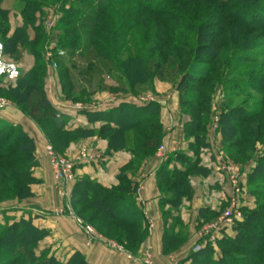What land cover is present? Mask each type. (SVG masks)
<instances>
[{"label": "trees", "instance_id": "trees-1", "mask_svg": "<svg viewBox=\"0 0 264 264\" xmlns=\"http://www.w3.org/2000/svg\"><path fill=\"white\" fill-rule=\"evenodd\" d=\"M80 1L77 0V3ZM84 1L83 3H87V13L77 9V5H72L71 0H22L20 15L23 25L13 31L8 24L9 12L0 7V43L3 45L4 56L17 64L18 48H22L35 58L32 69L25 73L20 72L13 84L3 86L0 81V95L12 101L26 117L36 123L48 144L60 157L66 156L72 143L91 136L93 131L81 128L66 130L68 117L56 110L46 98L44 85L47 67L43 58L50 43V37L45 30L48 16H57L55 46L52 51L70 50L67 61L70 62V68L76 67L73 58L84 57L91 50L100 54L95 64L88 63L85 71H79V77L83 80L85 78L88 83L100 75L117 81V86L108 87L99 78L100 83L96 90L92 91L90 86H79L76 90L70 68L55 55L64 99L88 104L92 102L95 92L136 97L143 91H154V82L161 81L166 75L162 69L167 54L164 51L167 41L164 36L160 37L161 44L147 51L148 61L158 56L152 70L149 63L142 62L141 55L120 60L116 53H108L102 48V42L108 41L106 35H100V31L107 27L103 25L105 12L120 3H135L146 9L159 10L165 6H178L186 0ZM214 1L216 6H207L212 9L208 21L203 20L195 25L193 22H197L196 16H191L193 22L178 16L173 21L176 27L188 26L196 29L193 49L176 47L180 75L175 82L181 111L189 116V122L184 126V134L187 138L194 139L189 144V149L195 159L192 160L185 154H177L176 161L182 165V169H168L170 159L166 158L158 170L166 192L171 190L175 193L176 204L182 197L189 198L192 195L188 184L189 176L209 173L207 169L199 167L198 155L201 149L209 146L207 134L212 125L210 113L214 92L219 84L224 83L225 69L228 68L231 74L235 73L239 63L258 64L259 70L252 68L249 78H241L242 85L258 94L264 92V51L261 60L252 61L248 57L250 52L264 48V0ZM1 2L2 0L0 4ZM182 6L185 10L189 7ZM189 15L190 11L183 12V16ZM165 24L171 25L172 21L167 19ZM29 28L34 32L33 39L28 36ZM214 28L217 31H212ZM177 34L181 36L178 29ZM253 36L256 37L250 39ZM227 48L233 54L231 61L224 66L220 62V53ZM233 82L232 85L237 88L239 83L234 80ZM82 112L89 123H104L97 135L107 140L109 151L124 148L127 131L133 132L134 154L138 156L152 155L161 143L160 105L155 102L141 106L121 102L108 109ZM216 133L220 135L217 148L224 161L235 165L242 174L245 167L252 164L244 180V187H252L247 193L245 191L244 198L246 199L247 194L254 198V202L253 205L247 203L242 208V220L236 224L232 235L222 237L215 247L206 245L198 253L191 252L184 262L264 264V95L257 110L222 105ZM37 167L32 139L20 127L0 123V202L6 197H13L18 201L30 197V186L35 182L32 172ZM121 183L120 188L108 190L87 179H80L71 190L70 205L76 217L92 225L106 239L120 244L127 253L136 255L146 236V230L141 226L142 215L134 204L135 186H131L125 179H121ZM226 205L225 202L220 210L208 211L198 229L216 218ZM125 209H129V214ZM47 235L46 230L33 224V217L11 222L0 233V264H88L79 253L73 254L66 263H62L47 250L39 252L38 245ZM175 242L178 244L181 239L166 232L163 236V252L168 253Z\"/></svg>", "mask_w": 264, "mask_h": 264}, {"label": "crops", "instance_id": "crops-1", "mask_svg": "<svg viewBox=\"0 0 264 264\" xmlns=\"http://www.w3.org/2000/svg\"><path fill=\"white\" fill-rule=\"evenodd\" d=\"M80 2L85 1L81 0ZM80 2L77 3V0H71L72 5H77V9L87 13V3L81 4ZM0 7L9 12L8 24L12 29L11 31L23 25L20 15L22 0H2ZM12 17L13 22H11ZM28 36L30 39L34 37L31 28L28 29ZM62 51L64 55L59 59L65 61L67 67L70 68V62H67L69 60V50ZM72 61L76 66L77 57L73 58ZM17 64L20 72L25 73L32 69L35 58L22 48H18ZM86 69L87 67L85 69L70 68V74L75 79L76 90L79 86H90L91 90L94 91L100 83L99 76L94 77L88 83L85 78L83 80L82 77L76 74V72L79 73V71H85ZM108 80L102 81V83L108 87L118 85L116 80ZM171 88L173 90L169 92ZM44 91L50 104L68 117L66 130L72 131L81 128L93 131L91 136L72 143L66 151V157L75 156L83 148L99 151L103 155L100 163H81L75 167L74 181L68 185L70 198L75 182L80 179H87L108 190L120 188L122 185L121 179L129 181L131 186H135L134 204L142 215L141 226L146 230V236L134 257L141 255L145 249H150L154 264H189L184 260L192 252V248L196 243L199 223L204 220V215L208 211L220 210L230 193L229 182L220 171V163L217 160L218 155H220L219 148H217L220 143V135L216 132H208L209 146L200 150L198 165L203 169H207L209 173L207 175L189 176L188 184L191 187L192 195L189 198L182 197L176 204L175 193L171 190L166 192L164 184L160 181L158 170L166 158L170 159L168 169H182V165L176 161L177 154H185L192 160L195 157L189 149V144L194 139L187 138L184 134V126L189 122V116L181 111L179 95L173 87V83L165 84L160 83L158 80L154 82V92L151 95L155 97L154 102L160 105L159 116L162 138L158 148L148 157L134 154L132 131L125 132V146L123 149L109 151L107 140L97 135L98 130L104 123H89L82 111L73 108L79 102L74 103L64 99L58 76L56 72L49 70V67L46 68ZM134 97L95 92L92 102H97L100 105L95 110L108 109L117 106L121 102L141 106ZM112 98H115L116 101L110 102ZM0 123L20 127L35 145L38 167L32 172V177L35 179L34 184L30 186L32 196L28 200L17 204L18 216L16 221L30 216L33 217V224L37 228L47 231L48 235L39 243L38 250H47L50 255H53L62 263H66L73 254L79 253L88 264H141L129 258V253L126 251L111 250L105 247L101 241L94 242L91 246L87 245L86 237L74 219L78 217L75 216L70 204L69 208L73 217L69 215L68 210L64 208L66 203L61 200L57 193V185L46 155V146L49 144L36 123L26 117L13 103L7 109L0 110ZM160 146L164 147V154L161 157L158 156ZM128 211L129 209H125V212L129 214L130 211ZM166 232L172 234L175 238L181 239L178 244L175 242L168 253L163 252V236ZM97 234L103 241H113L106 239L98 232Z\"/></svg>", "mask_w": 264, "mask_h": 264}, {"label": "rangeland", "instance_id": "rangeland-1", "mask_svg": "<svg viewBox=\"0 0 264 264\" xmlns=\"http://www.w3.org/2000/svg\"><path fill=\"white\" fill-rule=\"evenodd\" d=\"M215 2L216 1L214 0H186L178 6H165L159 10L146 9L143 6L135 3L116 4L115 6L107 10V12H105L104 14L103 19L105 22L103 25H106L107 27L106 29L100 31V35H106L108 37V41H105L106 43L104 41L102 42V48L104 50H107L108 53H116L117 57H119L120 60H126L128 57L141 55L140 58H142V62L149 63V68L150 70H152L153 63L158 60V56H154L151 60L148 61V58L146 57L147 51L150 48L152 49L155 45L158 46L159 44H161L160 37H166L168 42L166 41L165 43L164 51L167 54L166 58L163 60L165 63L162 68L164 69L163 71H165L166 75L164 76V79L160 81V83L170 84V82H172L173 87L175 88L177 76L180 75V63L179 59L176 56V47L185 48L186 50L193 49L195 47L196 29H192L190 27L188 28V26L176 27V24H173V21L176 20V16L184 19L185 21L191 22H193L191 16H196L197 22H193V24L195 25L203 20L208 21V19L210 18L209 14H211L212 9H209L207 6H210L211 4L216 6L217 4ZM182 5H188L189 7L187 8V10H185ZM184 11H190V15L186 17L183 16ZM13 17L11 22H13ZM167 19L169 21H172L171 25L165 24ZM177 29L181 33V36H179L178 34L176 35ZM212 31H217V29L214 28L212 29ZM255 37L256 36H253L250 39H254ZM98 40H100V38H98ZM262 41L264 42V39ZM227 49H224L220 53V62L224 66H226L227 63L231 61V55L233 54V51L230 48ZM91 51L84 57L77 59L76 67H78L79 69H85L88 63L95 64L98 55L100 54L95 52L96 50ZM263 51L264 48L260 47L257 50L250 52L248 54V57H250V60L252 61L261 60ZM43 61L45 62L46 67H48L45 56L43 58ZM52 62H50V64H52ZM252 68H254L255 70L260 69L259 65L256 63L254 65L239 63L237 69L235 68V73L231 74L228 68L225 69L223 77L224 83L219 84L214 92V101L212 104V111L210 113V120L212 119V125L209 127V131L216 132L219 111L224 104H226L229 108L244 106L246 109L257 110L258 104L262 99L264 92L262 94H258L250 90L249 88H243L242 85V79H246L251 76V73H249V71ZM55 72L58 76V67ZM76 74L78 73L76 72ZM102 77V75L99 76V78ZM96 80L98 79L96 78ZM102 80L109 81L105 77L102 78ZM228 80L230 81L228 82ZM233 80L237 81L236 83H239L237 88L232 85V83H234ZM240 86H242V88ZM172 90L173 88H171L169 92H171ZM152 92L154 91H143L139 95L153 96L151 95ZM0 97L5 98L12 103V101L7 99L5 96L0 95ZM214 126H216V128H214ZM251 166L252 164L249 163L245 167L243 172L244 180ZM8 186L10 187L11 185ZM251 187L252 186L245 187L246 193L251 189ZM30 197L19 201L13 197H6L0 202V233L4 227L9 225L13 221H16L18 216V211L16 209V207L18 206L17 204L22 201L28 200ZM246 202L249 205H253L254 198L246 194ZM38 251L41 252L40 250Z\"/></svg>", "mask_w": 264, "mask_h": 264}, {"label": "built area", "instance_id": "built-area-1", "mask_svg": "<svg viewBox=\"0 0 264 264\" xmlns=\"http://www.w3.org/2000/svg\"><path fill=\"white\" fill-rule=\"evenodd\" d=\"M57 21V16L55 14H50L45 22V30L50 37V43L46 48L45 59L49 70L55 72L58 65L55 62V55L61 57L64 55L62 50L52 51L55 46L54 43V30ZM54 61V62H52ZM52 62V64H50ZM20 75V70L18 65L4 56L3 45L0 43V81L3 85L13 84ZM136 102L140 105H144L155 101V97L150 95H139L134 97ZM116 101L112 98L110 102ZM99 103L91 102L88 104L78 103L73 106L74 109L79 111L85 110H95L99 107ZM10 107V102L5 98L0 97V110L7 109ZM216 128V126H214ZM164 147L160 146L158 150V156H163ZM46 155L49 159L51 166L53 178L56 182L58 195L61 200H64L66 205L65 209L68 210L69 215L73 217L70 211V195L68 193V185L74 181V171L75 167L81 163H100L102 161L103 155L99 151L83 148L80 149L73 157H60L57 156L50 145L46 146ZM218 162L220 163V171L226 176L229 185L230 193L226 200V207L221 210L216 218L203 224L196 233V243L192 248V252H200L206 245L216 246V243L224 236H229L233 234L234 227L236 224L242 220V208L247 205L246 199L244 198L245 187H244V177L240 170L233 164L224 161L222 155H218ZM76 224L82 230V233L86 237L87 245L91 246L94 242H102L103 245L111 250L125 252L124 248L113 242V241H103L102 238L97 234L95 229L85 224L78 218H74ZM129 258L138 261L141 264H154L152 261L150 249H145L144 252L135 256L128 254Z\"/></svg>", "mask_w": 264, "mask_h": 264}]
</instances>
